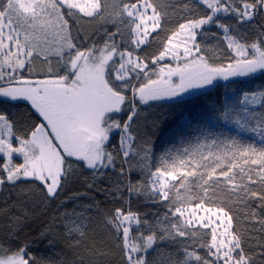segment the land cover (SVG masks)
Listing matches in <instances>:
<instances>
[{
  "label": "snow or ice",
  "instance_id": "6c2138e0",
  "mask_svg": "<svg viewBox=\"0 0 264 264\" xmlns=\"http://www.w3.org/2000/svg\"><path fill=\"white\" fill-rule=\"evenodd\" d=\"M260 77L264 0H0V191L34 186L55 202L88 172L89 189L107 180L99 190L122 205L104 217L120 264H161L154 253L164 264H264ZM221 86L219 102L184 114ZM153 104L170 111L145 129ZM132 197L160 210L134 212ZM0 213L11 232L0 264H50L20 239L27 213ZM64 218L67 248L103 264L110 250L89 240V217Z\"/></svg>",
  "mask_w": 264,
  "mask_h": 264
}]
</instances>
